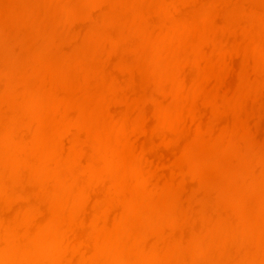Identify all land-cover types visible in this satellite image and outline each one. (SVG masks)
I'll return each mask as SVG.
<instances>
[{
  "label": "clouds",
  "instance_id": "obj_1",
  "mask_svg": "<svg viewBox=\"0 0 264 264\" xmlns=\"http://www.w3.org/2000/svg\"><path fill=\"white\" fill-rule=\"evenodd\" d=\"M0 264H264V0H0Z\"/></svg>",
  "mask_w": 264,
  "mask_h": 264
}]
</instances>
